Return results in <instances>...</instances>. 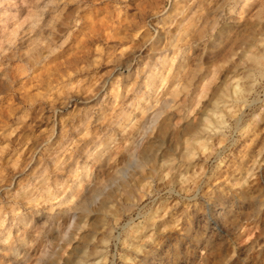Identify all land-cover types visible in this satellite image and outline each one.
Segmentation results:
<instances>
[{
  "label": "clouds",
  "instance_id": "9594fccd",
  "mask_svg": "<svg viewBox=\"0 0 264 264\" xmlns=\"http://www.w3.org/2000/svg\"><path fill=\"white\" fill-rule=\"evenodd\" d=\"M0 264H264V0H0Z\"/></svg>",
  "mask_w": 264,
  "mask_h": 264
}]
</instances>
